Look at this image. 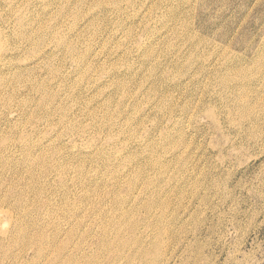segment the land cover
<instances>
[{"label":"rangeland","instance_id":"rangeland-1","mask_svg":"<svg viewBox=\"0 0 264 264\" xmlns=\"http://www.w3.org/2000/svg\"><path fill=\"white\" fill-rule=\"evenodd\" d=\"M0 56V264H264V0H0Z\"/></svg>","mask_w":264,"mask_h":264},{"label":"bare ground","instance_id":"bare-ground-1","mask_svg":"<svg viewBox=\"0 0 264 264\" xmlns=\"http://www.w3.org/2000/svg\"><path fill=\"white\" fill-rule=\"evenodd\" d=\"M37 10V9H36ZM113 10H115V9H113ZM14 11V10H13ZM16 11V10H15ZM117 11V10H116ZM11 13V12H10ZM116 13V12H115ZM32 14V13H31ZM36 14V13H35ZM117 15V14H116ZM19 16V15H18ZM32 16V15H31ZM21 17V16H20ZM119 17V16H118ZM117 18V17H116ZM6 19H8V18H6ZM21 19V18H20ZM26 19V18H25ZM28 19V18H27ZM12 20V19H11ZM23 20V19H22ZM29 20V19H28ZM33 20V19H32ZM16 21H17V19H16ZM87 21V20H86ZM4 22H6V21H4ZM10 22V21H9ZM9 22H7V23H9ZM12 22V21H11ZM35 22H36V20H35ZM20 23H21V21H20ZM20 23H19V25H20ZM85 23V22H84ZM25 24V23H24ZM30 24H31V22H30ZM12 25V24H11ZM17 25V24H16ZM22 25V24H21ZM32 25H34V24H32ZM82 25V24H81ZM9 26V25H8ZM8 26H7V28H8ZM37 26V25H36ZM6 27V26H5ZM29 27V26H28ZM77 27H79V26H77ZM83 27V26H82ZM81 27V28H82ZM12 28V27H11ZM19 28V27H18ZM21 28V27H20ZM22 28H25V27H23L22 26ZM30 29V28H29ZM38 29V28H37ZM80 29V28H79ZM24 30V29H23ZM20 31H22V30H20ZM28 31V30H27ZM69 31H70V29H69ZM69 31H68V33H69ZM34 32V31H33ZM32 32V33H33ZM66 32H67V30H66ZM75 32V31H74ZM77 32V31H76ZM24 33V32H23ZM35 33V32H34ZM97 33V32H96ZM114 33V32H113ZM27 34V33H26ZM72 34V33H71ZM103 34V33H102ZM99 35V34H98ZM29 36H31V34L29 35ZM64 36V35H63ZM62 36V37H63ZM115 36V35H114ZM67 36H65V38H66ZM96 37V36H95ZM24 38H25V36H24ZM30 38V37H29ZM35 40V39H34ZM62 40V39H61ZM66 40V39H65ZM64 40V41H65ZM100 40V39H99ZM30 41V40H29ZM33 41V40H32ZM63 41V40H62ZM21 42V41H20ZM24 42V41H23ZM103 43V42H102ZM104 43H105V40H104ZM108 43V42H107ZM102 45V44H101ZM104 45V44H103ZM15 46H17V45H15ZM105 46H107V45H105ZM17 47H19V46H17ZM99 47V46H98ZM102 46H100V48H101ZM104 47V46H103ZM97 48V47H96ZM94 49V48H93ZM102 49V48H101ZM18 50V49H17ZM95 50V49H94ZM19 51V50H18ZM89 51V50H88ZM88 51H86V53H88ZM99 51H100V49H99ZM103 51V50H102ZM101 51V52H102ZM91 53V52H90ZM95 53H96V51H95ZM98 54H99V52H98ZM97 54V56H99ZM88 55V54H87ZM86 55V56H87ZM95 55V54H94ZM100 55H101V53H100ZM1 57V56H0ZM84 57V56H83ZM83 57H82V59H83ZM93 57V56H92ZM91 57V58H92ZM100 57V56H99ZM98 57V58H99ZM95 58H96V56H95ZM4 59V58H3ZM39 59V58H38ZM37 59V60H38ZM88 59V58H87ZM41 60V59H40ZM86 61V60H85ZM40 62V61H39ZM6 63V62H5ZM5 63H4V65H5ZM85 63V62H84ZM88 63V62H87ZM42 64V63H41ZM1 65V64H0ZM3 66V65H2ZM7 66V65H6ZM14 66V65H13ZM46 66V65H45ZM1 67V66H0ZM9 67V66H8ZM7 67V68H8ZM11 67V66H10ZM6 68V67H5ZM6 68V69H7ZM17 68V67H16ZM1 69V68H0ZM4 69V68H3ZM2 69V70H3ZM46 69V68H45ZM13 72H14V69H13ZM20 72V71H19ZM18 73V72H17ZM12 75V74H11ZM16 75V74H15ZM17 76H19V75H17ZM62 81V80H61ZM44 101V100H43ZM44 102H47V101H44ZM50 102V101H49ZM44 104V103H43ZM43 104H42V106H43ZM47 104V103H46ZM50 105V104H49ZM3 150H4V147H3ZM20 226V225H19ZM30 227H31V225H30ZM28 228V227H27ZM24 225H22V226H20V227H18L17 229H15L16 231H17V233H16V236L18 237V238H20V239H22L20 236H22L23 238H25V236L27 235V234H29L28 233V231H30V230H28ZM14 230V229H13ZM15 231V232H16ZM64 231V230H63ZM13 232V231H12ZM31 232H34V231H31ZM65 232V231H64ZM62 233V232H61ZM32 234V233H31ZM38 237V236H37ZM118 239V238H117ZM25 240V239H24ZM48 240V239H47ZM30 241V240H29ZM26 242H28V241H26ZM45 242H48V241H45ZM51 242V241H50ZM44 244V243H43ZM36 246H37V244H35ZM35 246V247H36ZM44 247V246H43ZM43 249V248H42Z\"/></svg>","mask_w":264,"mask_h":264}]
</instances>
